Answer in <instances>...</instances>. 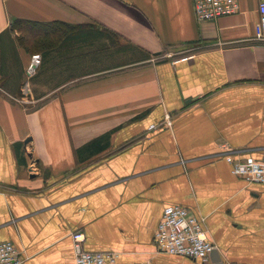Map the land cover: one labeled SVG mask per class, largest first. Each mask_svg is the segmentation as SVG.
Wrapping results in <instances>:
<instances>
[{"label": "crops", "instance_id": "0c3cea01", "mask_svg": "<svg viewBox=\"0 0 264 264\" xmlns=\"http://www.w3.org/2000/svg\"><path fill=\"white\" fill-rule=\"evenodd\" d=\"M261 1L198 20L193 0H0V238L22 264H76V230L85 250L115 251L117 264H264V183L228 161L264 163V42L253 39ZM14 19L61 21L76 37L104 30L118 54L97 63L96 44L71 41L74 56L89 57L54 62L69 76L46 94L34 82L39 66L27 72L33 52ZM26 82L30 96L52 97L17 100ZM108 132V147L80 158ZM175 204L203 220L216 246L209 260L155 248Z\"/></svg>", "mask_w": 264, "mask_h": 264}, {"label": "built area", "instance_id": "2783aa9c", "mask_svg": "<svg viewBox=\"0 0 264 264\" xmlns=\"http://www.w3.org/2000/svg\"><path fill=\"white\" fill-rule=\"evenodd\" d=\"M194 11L198 20H216L218 17L237 13L240 0H193ZM260 20L256 26L253 39L264 42V1L259 5ZM41 55L32 54L28 74L33 75L41 63ZM29 82L22 88V97L17 100L30 101ZM153 124L150 128H155ZM233 173L243 177L248 182L264 183V163L252 159H235L229 157ZM76 264H117L118 253L115 251H88L83 243L86 234L76 230L72 234ZM155 245L158 251L189 257L196 260H209L216 249L209 238L203 220L190 208L175 204L166 206L163 210L160 224L155 234ZM24 257L16 245L10 240L0 238V264H22ZM246 264V263H230Z\"/></svg>", "mask_w": 264, "mask_h": 264}, {"label": "trees", "instance_id": "16d2710c", "mask_svg": "<svg viewBox=\"0 0 264 264\" xmlns=\"http://www.w3.org/2000/svg\"><path fill=\"white\" fill-rule=\"evenodd\" d=\"M68 25L70 27L72 26L70 24ZM68 25L61 21L40 22V21L27 20V19H14L12 21L11 28L20 33L19 41L28 52L42 53V55L46 60L44 64V73L49 72L50 68L52 69L51 64H53L54 62H58V60H60V62L71 60L72 63L73 62L78 63L76 59L80 60V62H83L88 59L89 54L83 51H81V54L78 55L77 57L74 56L76 55L75 52L77 50L75 49L74 44H70L71 41L84 40L85 42L92 41L94 44H96L95 46L96 49L91 54L90 57L92 61H95L97 63L98 61L104 59H108V58L112 59V55L114 57L116 54H118L113 50L111 51L110 48L112 47L110 45H107L105 43V40L102 39L104 35H108L111 33L106 34L104 30L100 31L98 29L99 33L97 32V34L87 33L85 35H81L80 37L79 36L76 37L75 32L71 33V31L65 29V27H67ZM77 27H82V26L79 25ZM71 29L73 28L71 27ZM76 33H78V31ZM79 34H82V32H80ZM100 35H102L103 37ZM109 37L112 36L109 35ZM129 47L131 49L135 48V46L134 47L129 46ZM110 137H111V132H108L93 139L92 141L88 142L87 144H85L84 146L78 149V155L81 158L83 157L84 151H87L88 154L90 153L93 154L102 151L103 149L108 147L110 142Z\"/></svg>", "mask_w": 264, "mask_h": 264}, {"label": "rangeland", "instance_id": "374dc122", "mask_svg": "<svg viewBox=\"0 0 264 264\" xmlns=\"http://www.w3.org/2000/svg\"><path fill=\"white\" fill-rule=\"evenodd\" d=\"M36 54V53H38V54H40V55H42V53L41 52H33V54ZM44 57V56H43ZM42 58V57H41ZM173 60L174 58L173 57H171V56H169V54H161V55H159V56H156L154 59H153V61H156V62H161V61H169V60ZM41 62H42V60H41ZM44 63H45V58H44V60H43V65H44ZM41 64V63H40ZM40 64H39V69H38V74L35 76L36 78H35V80H34V82H36L37 84H39L40 83V86L38 87V89H39V91H41V92H44V93H48V94H51V87H53L54 85H57V83L56 82H58V81H62V80H65L64 78H63V76H69L68 75V73L69 72H66L65 74H62V75H59V73L60 72H62L60 69H58L54 64L55 63H53V64H51L52 65V69L50 68V70H49V72L48 73H46V74H44L43 73V65L40 67ZM92 68L93 67H91V65H89V66H82V67H80V70H78L77 71V73H80V74H85V73H82V72H86V74H87V71H91L92 70ZM35 74V73H34ZM33 74V75H34ZM99 73H97V74H93V75H89V76H82V77H78V78H76V79H71L70 81H68L66 84L67 85H65L66 87L67 86H71V85H73V84H76V83H80V82H82V81H85V80H87V79H90V78H94V77H99V75H98ZM101 75H104V73L103 74H100V76ZM51 77H54L52 80H50V78ZM48 79V80H47ZM33 88H34V86H32ZM29 92L31 93V88L29 87ZM34 92V91H33ZM22 96H18L17 98H21ZM52 96H40V97H38V96H29V99H30V101L29 102H27V103H25L26 105H29V106H37V105H39L40 103H42L43 101H45V100H47V99H49V98H51ZM37 98H39V100H37ZM41 98V99H40Z\"/></svg>", "mask_w": 264, "mask_h": 264}, {"label": "water", "instance_id": "95a60500", "mask_svg": "<svg viewBox=\"0 0 264 264\" xmlns=\"http://www.w3.org/2000/svg\"><path fill=\"white\" fill-rule=\"evenodd\" d=\"M215 250H216V249H215ZM215 250H214V251H215ZM214 251H213V252H214Z\"/></svg>", "mask_w": 264, "mask_h": 264}]
</instances>
